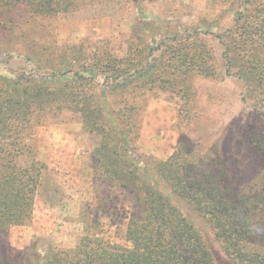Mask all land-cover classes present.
Listing matches in <instances>:
<instances>
[{
    "label": "trees",
    "instance_id": "16d2710c",
    "mask_svg": "<svg viewBox=\"0 0 264 264\" xmlns=\"http://www.w3.org/2000/svg\"><path fill=\"white\" fill-rule=\"evenodd\" d=\"M83 1L0 3L55 16L83 8ZM237 1L228 26L196 24L162 33L163 25L140 19L123 38L121 53L110 39H97L65 46L45 62L32 50L34 59H27L36 69L0 73V264H222L181 201L208 222L232 264H264V180L247 186L231 170L242 148L250 149L256 161L264 156V0ZM220 77L243 85L239 99L250 103L260 119L259 124L248 118L237 123L234 152L185 136L165 160L150 162L136 154L143 115L154 95L179 96L181 114L192 119L188 114L199 96L198 79ZM64 110L79 113L87 132L99 137L94 159L101 185L117 183L137 193L141 209L126 226L128 244L92 229L100 225L93 208L83 211L85 233L74 247L36 239L16 250L7 241L13 226L31 219L46 168L28 139L43 116Z\"/></svg>",
    "mask_w": 264,
    "mask_h": 264
},
{
    "label": "rangeland",
    "instance_id": "374dc122",
    "mask_svg": "<svg viewBox=\"0 0 264 264\" xmlns=\"http://www.w3.org/2000/svg\"><path fill=\"white\" fill-rule=\"evenodd\" d=\"M110 2V1H109ZM91 4L60 15H36L24 4L0 3V73H30L34 60L45 62L51 53L63 52L65 46L80 42L110 39L121 53L122 40L138 20L155 21L162 33L178 32L184 26H228L233 19L237 0H117ZM206 23V24H204ZM36 43L34 49L32 43ZM124 46V45H122ZM36 53V54H37ZM199 96L190 105L189 116L181 114L182 100L170 92L154 95L143 115L135 152L144 160L167 159L182 137L202 138L218 142L226 150L235 151L237 123L248 118L260 123L251 104L240 100L243 85L232 77L198 79ZM240 94V95H239ZM43 116V115H41ZM203 117L200 125L193 119ZM197 126V127H196ZM208 139L210 141H208ZM37 148V158L46 164L37 189L33 215L25 224L13 226L7 237L16 250H24L36 239H44L61 247H74L85 233L83 211L96 212L98 229L113 242L128 244L126 226L135 211L141 209L137 193L117 183L101 185L94 149L99 137L84 128L82 116L70 110L43 116L35 136L28 139ZM209 145V144H206ZM231 161L237 180L251 185L264 180V156L256 161L250 149ZM251 181V182H250ZM251 184H250V183ZM185 212L193 215L222 264H232L222 253L220 244L208 222L184 201Z\"/></svg>",
    "mask_w": 264,
    "mask_h": 264
}]
</instances>
